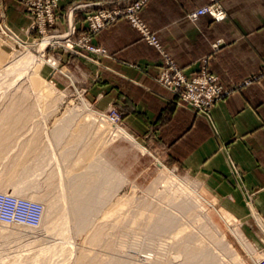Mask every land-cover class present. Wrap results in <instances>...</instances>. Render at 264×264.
Here are the masks:
<instances>
[{"label": "rangeland", "instance_id": "374dc122", "mask_svg": "<svg viewBox=\"0 0 264 264\" xmlns=\"http://www.w3.org/2000/svg\"><path fill=\"white\" fill-rule=\"evenodd\" d=\"M89 3L86 23L103 8ZM57 10L58 21L60 0ZM28 13L14 30L0 9L27 44L51 36L35 54L0 28V191L41 203L42 215L36 225L0 221V264H259L264 225L242 208L249 201L219 197L195 171L115 134L126 132L121 111L97 107L66 58L98 45L72 39L68 25L28 32Z\"/></svg>", "mask_w": 264, "mask_h": 264}, {"label": "crops", "instance_id": "0c3cea01", "mask_svg": "<svg viewBox=\"0 0 264 264\" xmlns=\"http://www.w3.org/2000/svg\"><path fill=\"white\" fill-rule=\"evenodd\" d=\"M70 1L60 0L56 31H67L68 13L75 26L72 39L88 34L91 43L106 50L96 53L80 46L81 51L66 52L67 61L81 70L93 103L99 108L115 105L124 130L146 151L195 171L219 197L249 201L242 208L253 210L264 225V0H215L225 12L221 19L188 16L210 0H146L139 11L163 52L186 75L205 65L222 85L231 87L214 103L209 117L177 104L173 93L157 81L163 53L126 18L90 32L84 14L97 4L70 13ZM1 8L15 29L29 22L20 0H0ZM250 76L254 78L243 82Z\"/></svg>", "mask_w": 264, "mask_h": 264}, {"label": "built area", "instance_id": "2783aa9c", "mask_svg": "<svg viewBox=\"0 0 264 264\" xmlns=\"http://www.w3.org/2000/svg\"><path fill=\"white\" fill-rule=\"evenodd\" d=\"M31 13V22L27 31H38L45 33L47 28L54 26L57 22V8L59 0H22ZM146 0H103V8L97 12L87 13L86 20L90 32H95L109 22L116 20L124 15L129 23L135 27L142 37L150 44L159 48L163 53V63L158 73L157 81L168 88L177 98L178 104H187L196 113L209 117L211 108L216 100L222 95L228 93L231 87H224L217 75L209 73L205 65H202L200 71L194 75H186L181 67L166 52H163L161 45L155 34L150 30L146 22L139 16L138 11L144 5ZM89 2L72 3L70 12L73 9L89 5ZM201 14H208L215 19H221L225 12L221 5L215 0L209 3L197 6L188 12L191 19H196ZM3 25H6L2 18ZM68 21L69 34L75 31L73 21ZM0 22V28L3 29ZM4 30V29H3ZM7 30V29H5ZM70 38H67L69 41ZM90 39L88 34L81 35L80 41L87 42ZM71 42V41H70ZM72 43V42H71ZM94 52L104 53L105 48L84 44ZM70 46H73L70 44ZM206 59H204L205 62ZM248 82V80H244ZM107 116L111 121L120 125L121 118L117 109L112 108ZM42 215L41 203L24 197H18L12 194L0 191V221L15 222L25 225H36ZM259 264H264V259Z\"/></svg>", "mask_w": 264, "mask_h": 264}, {"label": "bare ground", "instance_id": "6f19581e", "mask_svg": "<svg viewBox=\"0 0 264 264\" xmlns=\"http://www.w3.org/2000/svg\"><path fill=\"white\" fill-rule=\"evenodd\" d=\"M70 19H71V18H70ZM2 27H3V29H7L6 31H12L13 34H14V36H15V38H17L18 41L21 42V44H23L25 47H27L28 45H31L32 47H31V46H29V47H30L32 53L35 52V54H37L38 51L42 50L43 47L45 46V44H46L48 41L51 40V36H47V37L40 38V39L36 40L35 42H31L30 44H27V42H26L25 40H22V39L19 37V34L16 33V31H14L15 28H14V30H11V28H9V26H7V25H3V24H2ZM12 32H11V33H12ZM25 42H26V43H25ZM35 54H34V55H35ZM107 118L110 120V122H111L112 124L116 125L115 123H113V122L111 121V119H110L108 116H107ZM114 130H115V129H114ZM114 130H113V131H114ZM114 132H115V134H118V135H120V136L126 138V139H127L128 141H130L131 143H132V142L136 143V144H137L136 146H140V150H141L142 145H141V144H138V143L134 140V138L131 137L127 132H124L122 129H118V128H116V130H115ZM132 144H133V143H132ZM133 145H134V144H133ZM188 187H189V185H188ZM83 211H84V210L79 211V212L81 213V212H83ZM259 255H260V254H259Z\"/></svg>", "mask_w": 264, "mask_h": 264}]
</instances>
